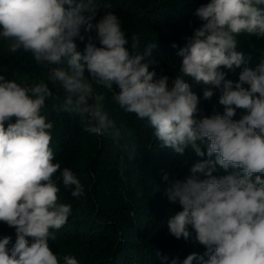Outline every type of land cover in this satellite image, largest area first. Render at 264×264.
Returning <instances> with one entry per match:
<instances>
[{
    "label": "clouds",
    "instance_id": "clouds-1",
    "mask_svg": "<svg viewBox=\"0 0 264 264\" xmlns=\"http://www.w3.org/2000/svg\"><path fill=\"white\" fill-rule=\"evenodd\" d=\"M261 5L264 0H210L198 7L202 24L179 49V74L170 81L149 70L157 45L141 53L134 36L130 54L120 18L108 11L97 19L93 0H0V38L8 51L31 53L47 70V82L34 86L0 75V222L16 234L11 247V236L0 238V264H60L48 243L55 240L50 230L65 225L71 205L58 202L53 124L41 114L53 87L63 92L60 110L79 116L89 134L117 142L122 135L99 87L124 112L147 120L161 148L207 155L183 180L163 176L169 203L182 209L167 220L168 233L188 240L194 232L206 249L182 264H264V61L250 68L237 51L241 35L264 38ZM77 39H86L83 53ZM242 65L238 81L226 78ZM196 85H203L206 100L214 89L221 92L222 114L197 119ZM238 109L243 112L235 119ZM217 165L228 174L213 175ZM60 177L73 197L84 195L69 168ZM62 259L78 264L72 255Z\"/></svg>",
    "mask_w": 264,
    "mask_h": 264
},
{
    "label": "trees",
    "instance_id": "trees-1",
    "mask_svg": "<svg viewBox=\"0 0 264 264\" xmlns=\"http://www.w3.org/2000/svg\"><path fill=\"white\" fill-rule=\"evenodd\" d=\"M93 2L97 19L108 11L120 18L130 54L134 36L140 41L138 51L141 53L148 44L157 45L149 70L155 69L157 76L163 72L171 81L179 74L182 60L177 55L179 49L202 24L195 11L210 0ZM86 39L84 42L76 40L82 53ZM238 42L237 51L244 54L246 66L254 69L264 61V38L241 35ZM173 43L176 48L172 47ZM245 65L228 73L226 78L238 81ZM46 71L35 63L31 53L9 52L7 43L0 38V75L21 86H34L40 81L47 82ZM49 87L53 86L49 83ZM52 90L53 97L46 100L41 114L53 124L50 143L53 162L61 166L53 177L60 189L58 202L71 205L65 225L59 230H50L55 240L49 238L48 243L61 258L60 264L66 255L75 256L78 264H172L174 259L182 264L189 254L203 255L206 249L195 241L194 232L188 240L176 239L168 233L167 220L182 209L178 203H169L165 191L168 182L163 176L167 174L169 181L183 180L196 162L208 159L207 155L198 157L188 150L180 155L170 148H161L147 120L124 112L112 100V94L99 87L97 91L106 97L105 111L122 135L117 142L107 135L89 134L79 116L60 110L63 92H57L55 87ZM193 90L200 97L201 112L197 119L223 113V106L218 102L219 90L214 89L210 100L203 98V85H196ZM242 112L238 109L234 118L239 119ZM204 151L206 153V149ZM64 168H69L80 180L84 195L73 197L71 189L64 187L60 177ZM227 174L218 165L213 173L217 177ZM4 236L12 237L11 247L16 238L15 229L0 222V238ZM28 239L31 243V238Z\"/></svg>",
    "mask_w": 264,
    "mask_h": 264
}]
</instances>
